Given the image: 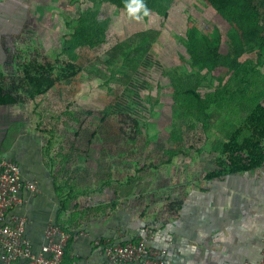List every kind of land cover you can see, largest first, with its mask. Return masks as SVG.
Instances as JSON below:
<instances>
[{
	"label": "rangeland",
	"instance_id": "rangeland-1",
	"mask_svg": "<svg viewBox=\"0 0 264 264\" xmlns=\"http://www.w3.org/2000/svg\"><path fill=\"white\" fill-rule=\"evenodd\" d=\"M85 12L98 15L103 44L66 49ZM140 17L108 0H0V80L16 85L28 61L79 66L35 101L1 107L0 143L15 125L38 137L59 193L96 212L144 193L158 209L174 208L165 196L203 181L264 100V50L246 49L233 73L190 65L188 30L220 37L224 49L231 33L204 0H168ZM8 55L13 63L1 65Z\"/></svg>",
	"mask_w": 264,
	"mask_h": 264
},
{
	"label": "crops",
	"instance_id": "crops-1",
	"mask_svg": "<svg viewBox=\"0 0 264 264\" xmlns=\"http://www.w3.org/2000/svg\"><path fill=\"white\" fill-rule=\"evenodd\" d=\"M41 143L32 134L20 133L11 149L0 154L17 163L22 177L38 186L39 193L12 212L26 219L25 234L35 253L44 243L48 222L58 219L72 236L65 260L75 264H106L97 242L137 241L149 230L150 245L166 250L167 264H246L260 259L264 166L186 186L175 196H165L164 201L175 203L172 209H158L150 194L144 193L141 202L130 198L126 207L118 205L104 213L75 201L62 212L60 202L66 198L59 193Z\"/></svg>",
	"mask_w": 264,
	"mask_h": 264
},
{
	"label": "trees",
	"instance_id": "trees-1",
	"mask_svg": "<svg viewBox=\"0 0 264 264\" xmlns=\"http://www.w3.org/2000/svg\"><path fill=\"white\" fill-rule=\"evenodd\" d=\"M166 1L168 0H143V3L149 11H153L162 8ZM108 2L127 12L126 5L130 0H108ZM204 2L213 9L219 19L228 24L231 33L224 49L220 37L188 30L186 51L193 68L206 70L211 74L220 68L233 73L238 70L240 66L238 60L246 49L256 48L258 54H261L264 50V0H204ZM104 30L96 13H80L76 27L69 36L71 42L66 49L73 45L95 49L104 42ZM13 56L8 55V62L1 65L12 64L15 58ZM78 71L79 66L73 62L61 63L58 66V61L50 64L28 61L22 66L20 80L16 85L14 81L8 84L0 80V107L33 102L37 97L47 94L59 82L73 78ZM131 124L136 130L138 122L132 119ZM13 128H16V125ZM13 128L8 129L0 154L10 150L19 137ZM263 166L264 100L254 105L241 126L230 135L228 141L221 145L219 157L216 159V168L207 172L204 179H221L225 176L257 170ZM128 183V187L130 186L128 192H132V185L135 183L132 180ZM66 199L69 200L70 197ZM66 199L60 202L62 212L69 209ZM55 223L66 231L58 219H55ZM70 241L64 250L62 264H71L67 259L65 260Z\"/></svg>",
	"mask_w": 264,
	"mask_h": 264
},
{
	"label": "built area",
	"instance_id": "built-area-1",
	"mask_svg": "<svg viewBox=\"0 0 264 264\" xmlns=\"http://www.w3.org/2000/svg\"><path fill=\"white\" fill-rule=\"evenodd\" d=\"M38 193L36 183L24 179L16 163L0 156V264L21 260L27 264H62L64 250L72 238L68 232L55 221H49L44 230V243L35 253L25 234L26 219L12 215L15 208ZM151 238L152 230H149L137 241L114 244L104 240L97 242V246L106 264H167L166 250L151 246ZM246 264H264V247L257 262Z\"/></svg>",
	"mask_w": 264,
	"mask_h": 264
},
{
	"label": "clouds",
	"instance_id": "clouds-1",
	"mask_svg": "<svg viewBox=\"0 0 264 264\" xmlns=\"http://www.w3.org/2000/svg\"><path fill=\"white\" fill-rule=\"evenodd\" d=\"M126 8L129 16L137 20L141 18L140 15H138L139 13H142L144 16L149 14V9L143 3V0H130L126 5Z\"/></svg>",
	"mask_w": 264,
	"mask_h": 264
}]
</instances>
